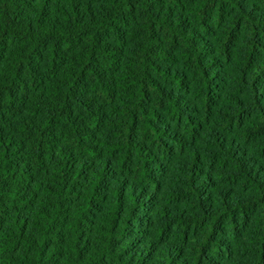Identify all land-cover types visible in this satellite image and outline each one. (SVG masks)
Returning a JSON list of instances; mask_svg holds the SVG:
<instances>
[{
    "label": "trees",
    "instance_id": "obj_1",
    "mask_svg": "<svg viewBox=\"0 0 264 264\" xmlns=\"http://www.w3.org/2000/svg\"><path fill=\"white\" fill-rule=\"evenodd\" d=\"M0 264H264V0H0Z\"/></svg>",
    "mask_w": 264,
    "mask_h": 264
}]
</instances>
